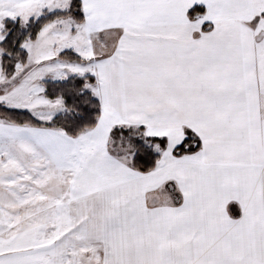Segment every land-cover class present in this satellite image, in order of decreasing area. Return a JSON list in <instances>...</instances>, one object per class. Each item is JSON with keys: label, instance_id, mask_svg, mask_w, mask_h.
<instances>
[{"label": "snow or ice", "instance_id": "1", "mask_svg": "<svg viewBox=\"0 0 264 264\" xmlns=\"http://www.w3.org/2000/svg\"><path fill=\"white\" fill-rule=\"evenodd\" d=\"M0 264H264V0H0Z\"/></svg>", "mask_w": 264, "mask_h": 264}]
</instances>
